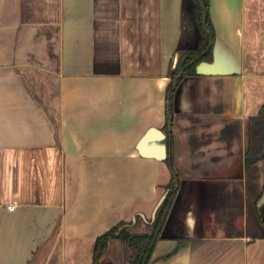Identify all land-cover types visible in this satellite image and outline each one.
<instances>
[{"label":"crops","instance_id":"1","mask_svg":"<svg viewBox=\"0 0 264 264\" xmlns=\"http://www.w3.org/2000/svg\"><path fill=\"white\" fill-rule=\"evenodd\" d=\"M210 16L212 60L173 95L180 185L149 264H264V158L246 164L264 0H210ZM200 36L192 0H0V264H92L102 234L150 222L168 138L140 142L164 132L172 74ZM122 243L101 262L130 264Z\"/></svg>","mask_w":264,"mask_h":264},{"label":"trees","instance_id":"2","mask_svg":"<svg viewBox=\"0 0 264 264\" xmlns=\"http://www.w3.org/2000/svg\"><path fill=\"white\" fill-rule=\"evenodd\" d=\"M192 1L194 3V13L201 36L195 47L181 50L182 53L177 67L172 74V82L168 87L166 123L163 130L168 138L169 152L166 162L168 163L172 176L167 187V197L158 209L156 217L154 219L151 218L147 224L149 229L147 232H133L128 223L122 222L98 237L95 243L92 264H103L101 258L108 248L109 241L116 238L124 242L130 249V264H149L156 243L162 239L161 232L165 225L172 201L180 185V179L174 166L173 155L170 152L174 121L173 95L183 77L197 75V65L201 61H211L213 56L215 30L210 16V0ZM248 135L249 146L246 153V164L249 166L264 158V106L258 116L249 119Z\"/></svg>","mask_w":264,"mask_h":264},{"label":"water","instance_id":"3","mask_svg":"<svg viewBox=\"0 0 264 264\" xmlns=\"http://www.w3.org/2000/svg\"><path fill=\"white\" fill-rule=\"evenodd\" d=\"M157 134L158 136H159V140H165V138H166V134H165V132H163V131H160V130H158V129H154V128H151L146 134H145V136L143 137V139L141 140V142H140V146L142 147V146H144L145 144H146V142H148V140L151 138V136H152V134ZM161 151H160V153H158V155H157V158H159V159H165L166 158V150H165V147H161V149H160ZM166 199V195L158 202V204H157V206H156V208H155V210H154V214H153V218L152 219H154L155 217H156V214H157V211H158V209L160 208V206L163 204V202H164V200ZM136 220V218H134L133 219V221H135ZM128 225H132V223H130V224H128ZM122 228V227H121ZM120 228V229H121Z\"/></svg>","mask_w":264,"mask_h":264},{"label":"rangeland","instance_id":"4","mask_svg":"<svg viewBox=\"0 0 264 264\" xmlns=\"http://www.w3.org/2000/svg\"><path fill=\"white\" fill-rule=\"evenodd\" d=\"M186 22H187V18H186ZM185 34H187V36H188V34H189L188 28L185 31ZM195 34H196V36H195L196 40H193L192 39V44H191L192 46H194L196 44V42H197V36H199V32L196 30ZM131 228H132V231L137 232V233H143V232H147L149 230L147 224H144L143 225V224H141L140 221H139V223H134L133 225H131ZM122 244H124V243H122ZM122 246L124 248L123 249V252L124 253L125 252H128L129 253V248L126 246V244H124Z\"/></svg>","mask_w":264,"mask_h":264},{"label":"built area","instance_id":"5","mask_svg":"<svg viewBox=\"0 0 264 264\" xmlns=\"http://www.w3.org/2000/svg\"><path fill=\"white\" fill-rule=\"evenodd\" d=\"M15 205H10V206H8V208L10 209V210H14L15 209Z\"/></svg>","mask_w":264,"mask_h":264}]
</instances>
